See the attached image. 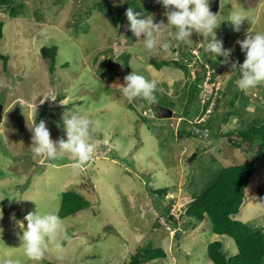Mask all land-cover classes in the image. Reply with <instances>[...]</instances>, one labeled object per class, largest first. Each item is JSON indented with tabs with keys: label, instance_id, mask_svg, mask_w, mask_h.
<instances>
[{
	"label": "rangeland",
	"instance_id": "rangeland-1",
	"mask_svg": "<svg viewBox=\"0 0 264 264\" xmlns=\"http://www.w3.org/2000/svg\"><path fill=\"white\" fill-rule=\"evenodd\" d=\"M128 2L135 11L152 14L154 22H167L166 9L157 0H16L14 6L22 7L15 17L0 9V54L7 57L5 66L0 61V264L9 258L21 264H129L144 247L164 253L147 264H211L206 246L215 241L228 257L236 253L234 242L214 235L206 219L191 226L185 211L218 170L255 157L256 147L233 141L237 129L264 117V82L241 90L230 65L245 56L237 41L249 29L264 32V0H219L215 13L222 21L214 31L223 47L233 51L222 70H214L212 83L204 79L194 108L202 116L189 119L187 92L197 68L185 54L191 48L190 58L204 68L207 60L219 59L204 52V37L195 31L187 43L175 41L169 31L156 50L147 49L143 35L138 39L129 29ZM119 8L125 11L123 21L114 26L110 18ZM237 8L248 16L238 32L223 20ZM164 42L167 50L161 47ZM51 46L57 47L52 70L41 52ZM106 59L112 60L113 76H106ZM152 60L170 64L156 69ZM180 64L187 66L188 75ZM133 70L158 81L155 103L130 101L123 94L121 84ZM236 89L243 95L234 103L237 114L229 104ZM158 107L170 109L172 117H159ZM70 109L92 121L95 150L79 167L70 153L53 160L35 156L30 147L34 120L46 122L54 141L66 138L62 114ZM209 122L215 128L211 134L198 127ZM256 169L235 219L263 229L264 150ZM159 189L167 190L164 197L152 193ZM68 190L85 198L89 207L61 219L44 255L29 259L21 239L25 215L37 208L57 214L60 196ZM167 208L174 223L163 215Z\"/></svg>",
	"mask_w": 264,
	"mask_h": 264
},
{
	"label": "clouds",
	"instance_id": "clouds-1",
	"mask_svg": "<svg viewBox=\"0 0 264 264\" xmlns=\"http://www.w3.org/2000/svg\"><path fill=\"white\" fill-rule=\"evenodd\" d=\"M157 2L166 9L164 15L167 22H154L152 14L135 11L133 7H129L125 12L130 31L138 39L143 35V43L147 49L156 50L159 38L169 31L175 41L184 43L192 41L190 37L195 31L204 37L201 42L205 53H210L215 58L224 57L222 63L229 62L233 49L224 48L222 40L216 37L214 29L222 20H218L219 13L210 10L211 0H157ZM245 18H248L246 12L237 8L230 11L229 17L223 20L230 21L234 31L238 32ZM237 43L245 53L242 64L232 62L230 65L232 71L240 69L237 85L241 90L254 88L264 82V32L254 31L253 34V30L249 29L245 38ZM161 47L167 50L169 43L164 42ZM175 78L179 79L180 75ZM157 86V80L148 79L133 70L124 77L121 91L130 101L140 98L148 103H155ZM62 121L66 138L54 141L50 137L46 122L40 120L36 123L34 120L29 127L32 134L31 151L35 156L53 160L63 153H70L77 162L74 166L79 167L90 159L95 150L90 133L92 121L81 112L72 109L62 114ZM24 220L27 221L26 228L22 222L17 221L24 228L21 238L24 255L29 259L39 260L47 250L48 241L60 231L61 218L53 212H42L37 208L35 212L27 213ZM2 264H21V262L9 258Z\"/></svg>",
	"mask_w": 264,
	"mask_h": 264
},
{
	"label": "trees",
	"instance_id": "trees-1",
	"mask_svg": "<svg viewBox=\"0 0 264 264\" xmlns=\"http://www.w3.org/2000/svg\"><path fill=\"white\" fill-rule=\"evenodd\" d=\"M15 1L16 0H0V9H8V13L11 17L17 16V8L21 9L22 6L19 4L15 7ZM128 5L129 7H132L133 3L128 2L125 7L126 10L129 8ZM124 12V8H119L115 16L110 18V22L114 26L120 24L123 21ZM2 29L3 24L0 22V40L3 36ZM41 52L45 57L50 59V68L52 70L55 64L57 47H44L41 48ZM185 56L186 58L193 60V65L197 68L196 79L191 83L189 86L190 89L187 92V105H185V109L186 117L189 119L192 117L202 116V113L198 110V108H194L196 98L201 91L206 72H211L209 82L212 83L216 76L214 70H222L224 63H222V56H218L217 58L219 60H207V67L204 68L203 65L200 66V62L197 59L190 58L192 57L191 48H188ZM244 59L245 56L241 55L238 58V62L242 64ZM0 61L3 66H5L7 57L0 54ZM151 62L156 69H159L160 66H167L170 64L168 61H162L159 66L154 60ZM102 66L105 71H108L106 76H113V63L111 59L104 60L102 62ZM178 66L185 74H187L186 65L180 64ZM236 71L235 76H240V69L237 68ZM234 77L229 83L233 84V80H235ZM223 95L226 96V93ZM232 95L233 97L229 100V104L233 107L232 113H235L237 109L234 106V103L236 99H242L243 95L239 97V91L237 89L235 90V94ZM208 103L209 101L202 106V111H205ZM228 116L229 113L226 114V117ZM226 117L223 119V122H226ZM211 121H213V119H211ZM198 127L201 130L209 131L210 134L213 132V129H215L210 122L204 124L202 127ZM236 135V141H233L235 146H238L241 142H247L249 148L256 147L254 159L239 165H232L218 170L211 177L210 181L206 185V188L199 195H195L193 197L192 201L186 208L185 216L189 218V224H191V226H193L195 222H200L206 219L210 223L211 231L214 235L225 236L234 242V245L236 246V253L230 257L223 252L221 242L215 241L209 243L206 246V256L211 264H264V228L256 229L235 219L244 202L245 190L249 185L250 179L257 170L256 167L258 160L264 150V117L251 120L243 129H237ZM166 192V189H159L153 191L152 193L157 194L158 197H164ZM88 207L89 202L85 198L77 192L68 190L67 192H63L60 196V205L57 215L61 219H64L75 215ZM163 215L167 216L173 223L175 222V219L173 215L170 214V210L168 208L163 209ZM163 256L164 253L161 249L154 250L149 247H144L139 255L130 257L129 264L152 263ZM46 264L52 263L48 262Z\"/></svg>",
	"mask_w": 264,
	"mask_h": 264
},
{
	"label": "water",
	"instance_id": "water-1",
	"mask_svg": "<svg viewBox=\"0 0 264 264\" xmlns=\"http://www.w3.org/2000/svg\"><path fill=\"white\" fill-rule=\"evenodd\" d=\"M218 2H219V0H215L214 1V3H213V5H212V7H211V11L213 12V13H215L216 11H217V8H218ZM159 114H160V117L162 118V119H168V118H171L172 117V115H173V112L170 110V109H168V108H164V107H160L159 108ZM1 119H2V107L0 106V123H1ZM192 158H193V156H192Z\"/></svg>",
	"mask_w": 264,
	"mask_h": 264
},
{
	"label": "built area",
	"instance_id": "built-area-1",
	"mask_svg": "<svg viewBox=\"0 0 264 264\" xmlns=\"http://www.w3.org/2000/svg\"><path fill=\"white\" fill-rule=\"evenodd\" d=\"M207 75H209L208 72H207ZM205 79H206V83H208V81L210 80V75Z\"/></svg>",
	"mask_w": 264,
	"mask_h": 264
}]
</instances>
